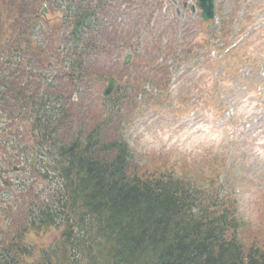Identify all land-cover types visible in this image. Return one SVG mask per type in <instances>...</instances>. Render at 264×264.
I'll list each match as a JSON object with an SVG mask.
<instances>
[{
    "label": "rangeland",
    "instance_id": "374dc122",
    "mask_svg": "<svg viewBox=\"0 0 264 264\" xmlns=\"http://www.w3.org/2000/svg\"><path fill=\"white\" fill-rule=\"evenodd\" d=\"M19 1L0 0V89L2 85L11 86L5 95L7 112L1 114L0 108V161L4 162H0V167L11 158L4 153V142L23 146L22 160L11 165L18 170L9 168L2 174L3 181L9 185L5 186L0 179V241L8 246L17 232L27 226L28 220L26 222L23 216L26 210L22 207L34 211L35 206L52 204L56 191L34 176L33 168L39 169L36 163L33 167L24 164L25 147L30 151L36 148L33 142L36 133L27 129L31 117L24 123L18 119L27 112L32 113L31 105L23 107L17 97L20 91L25 96L46 93L52 99H61V139L68 140L80 129L87 133L105 124L104 134L109 140L123 135L135 156L130 174L167 175L175 170L179 172L177 175L193 176L190 179L203 184L202 190L213 186L224 204L236 199L241 222L239 238L245 250L253 244L264 247V105L258 100L259 77L252 76L254 73L264 75V39L258 38L263 33L259 32L252 44L257 49H250L253 59L262 64L256 65L257 71L252 65H240L236 68L240 81L228 82L223 80L226 73L218 78V69L207 72L197 69L188 73L189 68H182L172 81L168 82L167 78V89L173 92L174 102L167 101L164 107L155 106L149 112L132 104L136 95L139 102L143 101V94L149 99L155 96L150 84L152 74L164 75L157 67L166 70L172 65L163 55V42L176 33L174 17L180 22L179 29L181 24L187 23L189 14L181 7L179 17L175 11L170 14L167 27L157 25L159 34L164 37L156 32L147 37L138 32L137 23L129 26L133 9L128 10L126 2L107 0V11L100 14L101 21L87 36V45L92 47L83 55L87 73L83 81L79 79L73 84L67 69L76 57L69 42L70 30L63 25L62 11L52 2ZM255 2L257 0L251 3ZM259 2L263 9L261 15L254 18L260 25L264 0ZM216 4L227 13L235 0H216ZM139 13L141 11L137 10L133 17ZM34 24L36 28L32 27ZM184 41H179L178 45L186 44ZM126 57H130V63L124 66ZM204 74H208V79L211 77L210 82V79L201 81ZM111 76L118 81V91L114 94L125 95L123 105L127 106L120 113H112L107 107L109 101L103 97L106 81ZM248 79L256 83L247 82ZM212 87L221 88V92L226 93L222 97L232 100L237 112L216 117L211 98L217 99L213 98ZM199 96L210 100V104L205 107ZM8 111L12 114L10 119ZM36 155L31 153L30 159L34 157L39 162ZM60 235L61 231L53 229L30 232L22 247L32 251V256L23 260V264H41L43 250L56 244Z\"/></svg>",
    "mask_w": 264,
    "mask_h": 264
},
{
    "label": "trees",
    "instance_id": "16d2710c",
    "mask_svg": "<svg viewBox=\"0 0 264 264\" xmlns=\"http://www.w3.org/2000/svg\"><path fill=\"white\" fill-rule=\"evenodd\" d=\"M121 1L127 3L128 10L133 8L132 15L137 10L141 11L132 16L129 26L137 23L140 25L138 32L148 37L151 15L146 8L152 10L161 0ZM238 3L233 14L222 16L226 20L222 24L225 30L230 31L234 24L239 23L240 0ZM106 5L107 0H77V3L71 1L67 5L65 23L72 27L70 37L75 44L77 42L78 48L85 45L87 32H91L101 21L100 14L107 11ZM259 10L254 5L246 8L245 22L241 26H248ZM208 25L201 24L208 35L201 41L176 45L181 41L178 33L167 40L163 55L171 60L172 65L166 70L157 67L164 75L152 74L150 84L155 96L149 99L147 94H143V101L139 102L136 95L132 104L134 108L150 112L152 107H164L165 102H174L167 84L183 67L192 70L199 67L204 72L218 69V78L226 73L223 80L231 81L238 78V66L260 63L253 59L251 48L245 41L236 49L222 53L219 44L225 43L228 47L229 36L223 35L217 41L214 38L217 33L209 31ZM259 31L264 32V25ZM212 51L219 55L211 56ZM78 58L79 62L75 60L70 68L81 79L85 72L82 59ZM207 79L208 74H204L201 81L206 82ZM10 88L2 85L1 101L4 106L1 107V114L7 112L4 110L7 104L5 95ZM212 91L214 94L213 87ZM16 95L23 107L32 105V113L27 112L18 119L24 123L31 117L39 151L53 168L49 171L40 164L39 169L33 168L34 176L56 188V191L52 204L46 203V207H42L46 204L35 206L34 211L22 207L26 210L23 216L26 222L28 220L27 226L17 232L8 246L0 241V264H23V260L32 256V251L22 247L25 238L30 232L52 229L61 231V235L56 244L43 250L41 264H264V247L253 244L246 251L239 238L241 222L235 199L224 204L225 201L218 199L213 186L202 190L203 184L190 179L193 176H180L175 170L167 175L130 174L135 156L123 135L109 140L104 134L105 124L87 133L79 128L75 136L61 139L62 123L55 119L57 109L49 98L25 96L20 91ZM116 96L107 99L110 104L107 107L112 113H120L127 106L123 105L125 95ZM199 99L205 107L210 104V100L206 101L204 97L199 96ZM57 101L60 103L61 99ZM222 110L223 107L218 106V112ZM8 113L10 119L12 114ZM68 128H71L70 124ZM5 145H11L10 150L4 148L5 155L14 154V147H17L15 151L18 153L23 149L11 143ZM27 154L23 159L33 167Z\"/></svg>",
    "mask_w": 264,
    "mask_h": 264
},
{
    "label": "water",
    "instance_id": "95a60500",
    "mask_svg": "<svg viewBox=\"0 0 264 264\" xmlns=\"http://www.w3.org/2000/svg\"><path fill=\"white\" fill-rule=\"evenodd\" d=\"M197 6L202 10L201 18L206 21H212L215 18V1L214 0H197ZM130 57L125 60V65H128ZM117 83L114 79L108 81V87L104 96H109L115 89Z\"/></svg>",
    "mask_w": 264,
    "mask_h": 264
}]
</instances>
